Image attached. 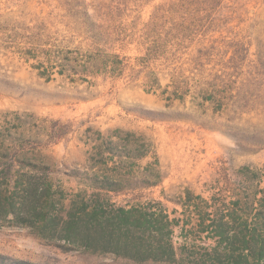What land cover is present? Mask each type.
Wrapping results in <instances>:
<instances>
[{
    "label": "rangeland",
    "instance_id": "374dc122",
    "mask_svg": "<svg viewBox=\"0 0 264 264\" xmlns=\"http://www.w3.org/2000/svg\"><path fill=\"white\" fill-rule=\"evenodd\" d=\"M11 166L49 185L55 211L0 213L2 256L233 264L227 239L264 234V0H0L2 200ZM96 174L125 187L103 194L114 207L168 214L130 223L148 254L162 231L174 255L81 242L98 218L121 231L119 215H68Z\"/></svg>",
    "mask_w": 264,
    "mask_h": 264
},
{
    "label": "trees",
    "instance_id": "16d2710c",
    "mask_svg": "<svg viewBox=\"0 0 264 264\" xmlns=\"http://www.w3.org/2000/svg\"><path fill=\"white\" fill-rule=\"evenodd\" d=\"M3 173H6L9 182L14 178L17 190L15 194L6 196L2 200L0 197V213L4 215L14 214V215H51L54 209V198L50 193L49 185L44 182L35 183L32 177L29 175V171H14L13 167L2 169ZM86 185L93 190L88 200H83L77 204L76 210L69 211L68 215H119V219L116 225L119 226L121 231L118 230H108L104 228L103 218H98L97 221H91L88 225V229L92 230L90 232H84L81 235V242H84L88 247L98 248L102 247V250H112L114 253L125 252L126 249L131 250L132 256H140L146 258L152 254L155 257L159 252L163 254L174 255L173 248L170 251L166 250V246L161 243L162 235L164 233L161 231L156 236H161L159 239L160 247L155 250H151L148 254V249L146 246L141 244L140 239L142 237L144 226L140 219L130 223L133 215H168L163 212L159 214L155 211H142L138 207H126L119 206L114 207L110 201L104 198L103 194L109 193H122L125 192V187L119 181L110 179L107 176H100L98 174L91 177L90 181ZM20 192H17V191ZM20 212V213H19ZM145 224V223H144ZM220 225L219 236L223 239H227L226 230ZM141 230V231H140ZM157 230L152 231L153 234L157 233ZM139 233H136V232ZM160 231V230H158ZM121 232L124 234L125 241L122 243ZM163 233V234H162ZM139 234V236H137ZM168 235V234H167ZM136 238L139 240V244H136ZM135 241H134V240ZM142 240V239H141ZM230 246L239 243L238 249L239 253H236V247L229 250V256L232 258L233 264H242V259L250 264V261L254 260L255 263H264V234H262L258 226L254 229H250L248 233L242 232L236 234L233 239H227ZM132 247V248H130ZM169 252V253H168ZM129 253V252H128ZM158 256V255H157ZM173 257H171L172 259ZM0 264H34L26 261L14 260L10 257H5L0 255Z\"/></svg>",
    "mask_w": 264,
    "mask_h": 264
}]
</instances>
